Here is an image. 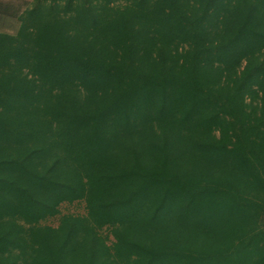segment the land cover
<instances>
[{
	"label": "trees",
	"instance_id": "16d2710c",
	"mask_svg": "<svg viewBox=\"0 0 264 264\" xmlns=\"http://www.w3.org/2000/svg\"><path fill=\"white\" fill-rule=\"evenodd\" d=\"M17 20L0 264H264V0H35Z\"/></svg>",
	"mask_w": 264,
	"mask_h": 264
},
{
	"label": "rangeland",
	"instance_id": "374dc122",
	"mask_svg": "<svg viewBox=\"0 0 264 264\" xmlns=\"http://www.w3.org/2000/svg\"><path fill=\"white\" fill-rule=\"evenodd\" d=\"M35 0H0V31L14 34L18 27L17 15L27 8ZM61 213H83V204L74 202L63 204L60 207ZM56 218L50 219L48 224H56ZM105 233V231H103ZM110 237V236H109Z\"/></svg>",
	"mask_w": 264,
	"mask_h": 264
}]
</instances>
